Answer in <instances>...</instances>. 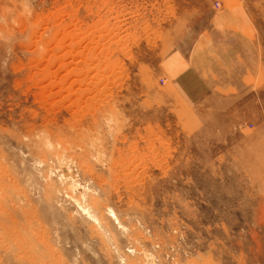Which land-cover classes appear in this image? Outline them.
I'll list each match as a JSON object with an SVG mask.
<instances>
[{"label": "rangeland", "instance_id": "rangeland-1", "mask_svg": "<svg viewBox=\"0 0 264 264\" xmlns=\"http://www.w3.org/2000/svg\"><path fill=\"white\" fill-rule=\"evenodd\" d=\"M228 6L258 80L193 100ZM0 264H264V0H0Z\"/></svg>", "mask_w": 264, "mask_h": 264}, {"label": "crops", "instance_id": "crops-1", "mask_svg": "<svg viewBox=\"0 0 264 264\" xmlns=\"http://www.w3.org/2000/svg\"><path fill=\"white\" fill-rule=\"evenodd\" d=\"M240 8L214 11L192 43L179 55L171 80L193 100L229 98L249 90L258 80L262 54Z\"/></svg>", "mask_w": 264, "mask_h": 264}, {"label": "built area", "instance_id": "built-area-1", "mask_svg": "<svg viewBox=\"0 0 264 264\" xmlns=\"http://www.w3.org/2000/svg\"><path fill=\"white\" fill-rule=\"evenodd\" d=\"M216 4H217V5H219V3H218V2H217Z\"/></svg>", "mask_w": 264, "mask_h": 264}]
</instances>
